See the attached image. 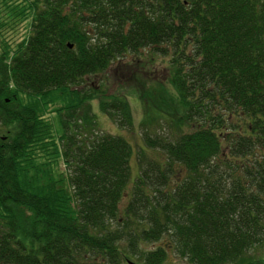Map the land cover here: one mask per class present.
<instances>
[{"label":"trees","instance_id":"trees-1","mask_svg":"<svg viewBox=\"0 0 264 264\" xmlns=\"http://www.w3.org/2000/svg\"><path fill=\"white\" fill-rule=\"evenodd\" d=\"M29 10L28 37L0 56V264H121V243L163 236L188 264H264L249 251L264 245V0H32ZM156 55L170 89L126 82L143 110L131 178L130 142L99 131L90 101L130 129L128 93L113 76L109 91V70L126 56L152 67ZM50 102L57 143L40 118ZM165 251L145 262L162 264Z\"/></svg>","mask_w":264,"mask_h":264},{"label":"rangeland","instance_id":"rangeland-1","mask_svg":"<svg viewBox=\"0 0 264 264\" xmlns=\"http://www.w3.org/2000/svg\"><path fill=\"white\" fill-rule=\"evenodd\" d=\"M32 0H0V56H8L11 57L13 52L17 49L18 45L26 40L31 30V21H32V11L29 10V4ZM91 29V28H89ZM148 50V49H146ZM157 57V58H156ZM154 65L151 67L146 64V57L141 56L137 57L134 60H131L130 57H124L121 65H117L116 68H112L109 70L108 76L110 77V83L108 85L109 91H113L117 89L118 82L113 77L119 79L120 86H123V93H128V100L132 109L133 114V126L130 129L123 128L121 129L115 123H113L106 114L102 113L98 106L97 100H91L90 106L91 110L95 115L96 121L99 125V131H105L112 134H117L124 136L131 144L132 152L129 158V166L131 171V178H134L139 171V153L141 147H143V142L140 136V131L137 123L139 119H141L143 110L142 103L135 96L134 93L129 90L133 89L135 86H128L126 82H134L142 85L146 83V86L151 84V87H155L156 84L159 83L158 80L151 81V79H161L166 84V88L170 89V85L168 86L167 82V69L164 67V63L159 59L156 55ZM5 61H9L7 58ZM161 61L160 63H158ZM143 63V64H142ZM163 63V64H162ZM129 64V65H128ZM115 67V66H114ZM113 76V77H112ZM100 75H96L88 80L90 85L97 84ZM136 79V80H135ZM124 82V83H122ZM118 88H120L118 86ZM24 97V95H22ZM58 102H50L48 104V108L45 114H41L40 118L49 123L51 126L55 142L58 140V132H59V117H57L55 109L59 107ZM32 152L35 153V156L41 158L42 153L45 152V147L42 144L32 145ZM35 148V149H34ZM53 148L50 146V149ZM53 150V149H52ZM154 153V151L150 152ZM55 151L51 153V155H55ZM58 167L60 170H65V164L63 160L58 158ZM131 184L129 183L128 186ZM130 195L129 192H125L123 194V198L120 202V208L127 205V201ZM116 227V225H114ZM167 244H169V239L167 236H163L157 241H142L136 247L128 246L125 243H121V252L126 255V257H121V264H129L128 261H134L136 264H148L145 262L146 255L149 250L155 249L157 247H164L165 258L162 261V264H188L185 259L180 257L175 253L174 250L168 248ZM251 255H256L259 252H263L264 255V245L257 247L255 249L249 250ZM135 253V254H133ZM128 260V261H127ZM149 264H151L149 262Z\"/></svg>","mask_w":264,"mask_h":264},{"label":"water","instance_id":"water-1","mask_svg":"<svg viewBox=\"0 0 264 264\" xmlns=\"http://www.w3.org/2000/svg\"><path fill=\"white\" fill-rule=\"evenodd\" d=\"M70 47H71V45H69ZM130 264H133V263H131V262H129Z\"/></svg>","mask_w":264,"mask_h":264},{"label":"flooded vegetation","instance_id":"flooded-vegetation-1","mask_svg":"<svg viewBox=\"0 0 264 264\" xmlns=\"http://www.w3.org/2000/svg\"><path fill=\"white\" fill-rule=\"evenodd\" d=\"M131 263L135 264L134 262L131 261Z\"/></svg>","mask_w":264,"mask_h":264}]
</instances>
